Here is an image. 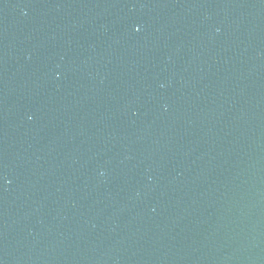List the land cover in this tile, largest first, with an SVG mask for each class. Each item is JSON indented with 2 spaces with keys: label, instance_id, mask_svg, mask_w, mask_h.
Masks as SVG:
<instances>
[{
  "label": "water",
  "instance_id": "water-1",
  "mask_svg": "<svg viewBox=\"0 0 264 264\" xmlns=\"http://www.w3.org/2000/svg\"><path fill=\"white\" fill-rule=\"evenodd\" d=\"M0 264H264V0H0Z\"/></svg>",
  "mask_w": 264,
  "mask_h": 264
}]
</instances>
